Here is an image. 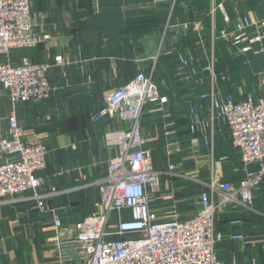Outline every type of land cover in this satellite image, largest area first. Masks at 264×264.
I'll return each mask as SVG.
<instances>
[{"label": "crops", "instance_id": "crops-1", "mask_svg": "<svg viewBox=\"0 0 264 264\" xmlns=\"http://www.w3.org/2000/svg\"><path fill=\"white\" fill-rule=\"evenodd\" d=\"M218 4L229 22L213 11ZM171 8L168 2L153 0L31 2L33 32L48 38L34 49L13 52L11 62L18 64L27 58L34 64L49 65L52 92L43 102L19 104L16 116L22 141L41 143L47 149L46 168L38 173L43 180L40 193L46 195L55 188L56 194L45 199V212L37 209L31 192L0 204V264L53 263L56 252L49 243L54 235L53 217L72 226L99 212L96 182L118 155L117 149L106 145L105 133L120 123L109 116L94 123L91 116L103 107L111 91L132 81L138 70L151 75L161 96L169 100L164 107L146 105L141 120L148 139L143 148L150 150L153 168L164 172L168 164L180 163L189 176L208 179L205 147L198 135L190 134L187 116L189 106L198 105L199 93L208 87L197 90L178 81L182 73L177 53L189 52L203 64L213 55L218 73L224 66L233 68L238 61L228 62L231 48L224 42H216L212 48L210 37L213 32L231 31L240 17L262 19L263 6L261 0H177ZM185 23L190 24L189 30L182 27ZM161 43L162 52L156 58ZM255 64L264 68L262 62ZM227 76L230 81L229 73ZM233 85L219 82L218 88L232 94L236 91ZM204 105L207 115L209 102ZM10 110L0 85L1 138H8ZM171 121L176 135L166 138L165 124ZM214 140L216 158L231 157L230 171L222 166L224 180L238 185L243 174L237 170L239 157L231 148L228 132L219 129ZM160 184L161 192L151 202L153 211L176 210L186 219L199 210L198 204L187 205L185 199L191 183L162 176ZM213 199L218 202L221 197ZM252 208L245 211L228 204L217 212L214 229L224 239L216 253L223 264H264V179L254 192ZM235 219L243 221L238 240L230 238L233 229L229 223Z\"/></svg>", "mask_w": 264, "mask_h": 264}, {"label": "built area", "instance_id": "built-area-1", "mask_svg": "<svg viewBox=\"0 0 264 264\" xmlns=\"http://www.w3.org/2000/svg\"><path fill=\"white\" fill-rule=\"evenodd\" d=\"M32 1L0 0V59L3 60L0 85L7 93L11 108L7 118L8 138L0 137V204L12 203L31 192L37 209L45 212V199L56 194L55 188L46 195L40 193L43 180L38 173L46 168L47 149L41 143L22 141L16 109L19 104L43 102L50 97V66L31 63L27 58L18 64L11 62L13 51L34 49L48 38L33 32ZM153 1L168 2L171 9L177 2ZM261 2L264 11V0ZM213 11L229 22L221 4ZM182 27L189 30L190 24ZM210 38L212 48L216 42H224L231 48L228 62L238 61L236 64L243 67L256 61L264 64V16L260 20L240 17L231 31L213 32ZM161 52L162 43L156 58ZM198 60L189 52L177 53L182 73L178 81L192 89L208 87L199 93L198 105L187 110L188 130L198 135L205 147L208 179L198 174L189 176L180 163L168 164L164 172L153 168L150 150L143 148L148 139L141 120L146 105L164 107L169 100L161 96L151 75L138 70L132 81L111 91L103 107L91 116L94 123L106 116L118 120L120 127L105 133L106 145L117 149L118 155L110 162L107 174L96 182L97 214L72 226L63 225L56 215L53 217L54 235L49 243L54 246L56 256L51 264H223L216 253L224 239L214 229L217 212L228 204L253 211L254 192L264 179V68L256 91L244 90L235 84L236 91L225 94L218 84L229 82L228 68L218 73L213 55L205 64ZM61 61L56 59L57 63ZM205 101L209 102L207 115ZM173 126V121L165 124L166 138L176 135L171 129ZM221 128L228 132L231 148L239 157L237 170L243 177L238 185L223 177L222 166L229 157L215 156V133ZM162 176L198 186L195 203L199 210L186 219L176 210L153 211L151 202L161 192ZM217 195L221 200L215 202L213 197ZM50 212L53 214L54 210ZM229 225L233 229L230 238L240 239L243 221L235 219Z\"/></svg>", "mask_w": 264, "mask_h": 264}, {"label": "rangeland", "instance_id": "rangeland-1", "mask_svg": "<svg viewBox=\"0 0 264 264\" xmlns=\"http://www.w3.org/2000/svg\"><path fill=\"white\" fill-rule=\"evenodd\" d=\"M225 68H228V72H229V76H230V81L228 82L229 86L233 83L234 85L236 84V86L242 87L244 90L253 89L256 91L257 85H260L262 82V77H260L262 67H260L259 65L255 64V63L251 64L248 67L239 66L236 63H234L233 68L231 66H228V67L224 66L221 69H225ZM243 68H247L250 71V73H251L250 79L248 77L247 79L243 78L242 80L236 81V78H232V74H234V72H237L238 70L243 69ZM220 71H223V70H220ZM234 90H235V87H234ZM185 191H186L185 192V199L187 200V205H190V203H195V199H196L198 191H199L198 186H194V185L187 186ZM175 193L178 194L179 192L176 191Z\"/></svg>", "mask_w": 264, "mask_h": 264}, {"label": "trees", "instance_id": "trees-1", "mask_svg": "<svg viewBox=\"0 0 264 264\" xmlns=\"http://www.w3.org/2000/svg\"><path fill=\"white\" fill-rule=\"evenodd\" d=\"M13 52H20V51H13ZM13 52L11 53V55L13 54ZM248 77L250 79L251 73H250V71L247 68L240 69L237 72H234V74H232V78H236V81L237 80L238 81L239 80H242L243 78H246L247 79ZM229 78H230V76H229ZM230 161H231V157L229 156L228 162H226V163L223 164L224 167H225V169H228L229 171H230V168H231V166H229ZM189 186H192V184H190Z\"/></svg>", "mask_w": 264, "mask_h": 264}]
</instances>
